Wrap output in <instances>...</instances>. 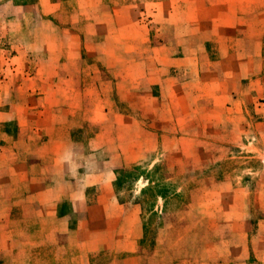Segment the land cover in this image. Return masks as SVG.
Instances as JSON below:
<instances>
[{
	"label": "rangeland",
	"instance_id": "obj_1",
	"mask_svg": "<svg viewBox=\"0 0 264 264\" xmlns=\"http://www.w3.org/2000/svg\"><path fill=\"white\" fill-rule=\"evenodd\" d=\"M212 1L60 0L50 15H43L48 8L31 7L25 29L40 30L38 44L28 46V33L4 38L6 45H25V62L74 65L58 69L53 82L48 69L8 71L0 111H27L38 126L66 122L85 142L100 126L111 134L108 125L128 128V117L156 135L152 148L133 154L135 161L116 157L112 191L127 208L110 236L114 242L90 256V264L238 261L233 251L240 255L246 239L230 226L241 193L228 196L237 189L244 192L247 263L264 264L258 239L264 233L258 225L264 219V13L252 21L254 6L233 0L232 20L214 28L218 21L210 18L219 14ZM219 7L221 13L228 5ZM181 59L185 63L176 65ZM160 66L162 76L155 70ZM153 71L161 83L149 78ZM32 75L39 79L30 82ZM0 129L17 137L18 121H0ZM25 136L32 143L38 134ZM102 155L89 156L88 167L96 168ZM105 224L96 221L88 231L99 235Z\"/></svg>",
	"mask_w": 264,
	"mask_h": 264
},
{
	"label": "crops",
	"instance_id": "obj_2",
	"mask_svg": "<svg viewBox=\"0 0 264 264\" xmlns=\"http://www.w3.org/2000/svg\"><path fill=\"white\" fill-rule=\"evenodd\" d=\"M239 1L254 6L252 21L262 19L264 0ZM35 2L0 0V101L6 97V86L11 82L8 71L11 73L13 70L25 68L48 69V78L53 82L58 75V69L74 65L69 61L57 60L42 64L40 61L25 62V45L5 44L4 38L7 36L26 38V33L29 47L38 42L40 30L28 27L25 29L28 26L26 23L32 24L34 17L31 7L36 5L42 11L48 8L43 11V15H50L57 9L60 0ZM222 4H227L228 8L220 13L215 8L219 9ZM232 4L233 0L212 1V9L219 15L210 18L214 22L218 21L211 27L217 28L222 21L232 20L233 9L229 6ZM164 20L161 17V21ZM9 26L14 28L8 29ZM39 48L36 46L33 50L39 51ZM51 50L54 51L47 48V51ZM184 63L183 59L176 61L178 66ZM170 65H174L173 62ZM163 68L160 66L155 70H159L162 76L166 72L162 71ZM155 73L158 72H150L148 76L152 82L154 79L153 83L159 84L161 79L158 76L153 77ZM27 78L32 83L39 79L36 75ZM52 97L50 94L43 98L47 101ZM28 117L30 116L27 111L23 110L0 111V121L16 119L19 125L17 137L0 129V264H90V256L110 247L114 242L110 236L118 228L127 208L126 204L116 200L112 191L116 157L121 154L125 160L135 161L137 156L133 158V154L139 149L152 148L156 135L145 130V127L138 129L132 126V119L128 117V128L118 122L116 125H108L109 129L112 127L115 131L111 134L105 126H100L85 142L72 135L73 128L66 125V122H42L38 126ZM156 117V121H160L161 117L167 116L165 114ZM102 122L98 121V124ZM126 128L128 133H121ZM235 131L230 130L228 135L234 137ZM29 132L38 134L32 143L31 138L25 136ZM109 149L116 150L118 154L106 157L102 155V150ZM93 154L102 156L100 160L97 158V163L94 164L96 168H89L92 166V158L89 156ZM93 188L94 195L90 196V189ZM232 192L241 193V205L240 211L235 214L237 220H234L230 229L240 231V237H244L246 242L242 244L240 255L236 256L237 252L233 251L234 258L238 261L228 264H248L249 245L247 236L243 235L245 224L242 218L243 214L246 215L243 213L244 192L242 189L232 190L228 196ZM133 206L134 210L136 205ZM73 216L76 218H72ZM96 221L106 223L99 235L88 231L89 225ZM258 225L259 231H263L264 219ZM258 239L264 241V233H259ZM259 252L264 260V244L260 246Z\"/></svg>",
	"mask_w": 264,
	"mask_h": 264
},
{
	"label": "trees",
	"instance_id": "obj_3",
	"mask_svg": "<svg viewBox=\"0 0 264 264\" xmlns=\"http://www.w3.org/2000/svg\"><path fill=\"white\" fill-rule=\"evenodd\" d=\"M159 196H161L162 198H165V196L163 194H158Z\"/></svg>",
	"mask_w": 264,
	"mask_h": 264
}]
</instances>
